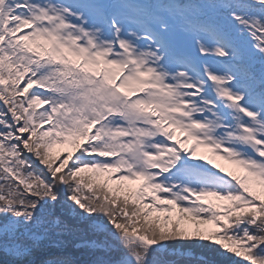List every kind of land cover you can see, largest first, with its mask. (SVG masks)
Wrapping results in <instances>:
<instances>
[{"label": "snow or ice", "instance_id": "6c2138e0", "mask_svg": "<svg viewBox=\"0 0 264 264\" xmlns=\"http://www.w3.org/2000/svg\"><path fill=\"white\" fill-rule=\"evenodd\" d=\"M193 250L264 264V0H0V264Z\"/></svg>", "mask_w": 264, "mask_h": 264}, {"label": "trees", "instance_id": "16d2710c", "mask_svg": "<svg viewBox=\"0 0 264 264\" xmlns=\"http://www.w3.org/2000/svg\"><path fill=\"white\" fill-rule=\"evenodd\" d=\"M221 163H226V162L221 161ZM74 226H78V225L74 224ZM65 239L71 240L72 238L71 237H65ZM69 251L72 252L78 259H81V260L87 259L86 255L83 254L82 251L79 249H75V248L70 247ZM202 254H204V253H202L200 250H193V255L186 258L188 260H185V258H181V260H183L185 262L188 261V263L190 262L189 264H200L198 257H200Z\"/></svg>", "mask_w": 264, "mask_h": 264}, {"label": "rangeland", "instance_id": "374dc122", "mask_svg": "<svg viewBox=\"0 0 264 264\" xmlns=\"http://www.w3.org/2000/svg\"><path fill=\"white\" fill-rule=\"evenodd\" d=\"M201 151H203V150H201ZM184 258H185V260H188V259H186L187 257H184ZM181 261H182V262H181ZM181 261H180V264H189V263H190V262L188 263V261H187V262H185V261H183V260H181Z\"/></svg>", "mask_w": 264, "mask_h": 264}]
</instances>
